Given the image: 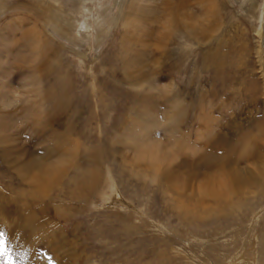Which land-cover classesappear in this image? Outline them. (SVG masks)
<instances>
[{
	"label": "rangeland",
	"instance_id": "374dc122",
	"mask_svg": "<svg viewBox=\"0 0 264 264\" xmlns=\"http://www.w3.org/2000/svg\"><path fill=\"white\" fill-rule=\"evenodd\" d=\"M82 1L0 0V264H264V0H214L165 51L164 19Z\"/></svg>",
	"mask_w": 264,
	"mask_h": 264
},
{
	"label": "bare ground",
	"instance_id": "6f19581e",
	"mask_svg": "<svg viewBox=\"0 0 264 264\" xmlns=\"http://www.w3.org/2000/svg\"><path fill=\"white\" fill-rule=\"evenodd\" d=\"M94 1H96V0H85L84 2L82 1L81 5L84 8V12H87L90 9V7L86 8V6L88 5V2H90L91 4H95ZM97 1L99 3L102 2V0H97ZM114 5L115 6L117 5L119 7L118 9H119V12H120V17L124 16V19H125L124 24L127 27L130 26V27H132V29H135L133 31L137 32L139 35H140L141 32H143V28H144L146 23H148V25H152V23H159V22L162 23L161 20L164 19V21H165V22H163L164 23V27L170 30V32L168 34L164 33L166 35H163L162 38L159 37L160 38L159 42L161 44H163V49H164L165 43L168 40H171L175 33H177L179 36H182V37H185L187 35L189 37L196 38V39H198V38L199 39H206L208 34L206 35L204 33V25H205V23L203 21L207 18L206 16H208L211 12H213L216 9L217 3L214 0H167V4H165V3L159 4L158 0H114ZM191 5H194V7H195V5L199 6L200 7L199 9H200L201 13L198 14V13L194 12L193 10H191L189 8V6H191ZM91 8H92V6H91ZM105 10L108 11V8H106ZM63 17L64 16H63L62 12L59 9L55 10L53 7H51V9L47 10L46 18L48 19V21H52L48 25L51 26V28H52L51 32L55 34V35H53V37L56 36V35H59V34L67 35L66 34V29H65V27L63 25V23H65ZM115 18L116 17L109 18V19L114 21ZM210 19H211V17H210ZM205 22H207V21H205ZM211 27H212V25H211ZM161 29H162V27H161ZM130 30H131V28H130ZM131 31H129V33ZM214 31H216V30H214ZM30 32H34V31L32 29H26L23 32V36L26 35L25 36V38H26L27 36H29L31 34ZM134 32H132V33H134ZM209 33H212V32L209 31ZM158 34H160V33H158ZM47 39H49V38H47ZM39 41L42 43V45H44L45 48H47L48 47V43L51 40L50 39L48 41H44L43 40V42H42V38L39 37ZM27 42H28V44L25 45L24 50L22 52H33V50H34V44L33 43H35L36 40L33 39V40L30 41V40L27 39ZM37 43H38V40H37ZM168 45H169V43H168ZM37 46L39 47V45H37ZM123 46H125V44ZM124 50L126 51L127 54H129L131 52L132 48L130 46H125ZM164 51H165V49H164ZM0 56H2V55H0ZM52 92H53V90L51 89V93ZM52 97L53 96H51V98ZM176 108L178 109V113L176 115L179 116L180 113H181L179 111V109L181 110V108H180L179 105H176ZM126 142H128V144L130 146L136 147V151H138V155L140 157H142V158H147V159H150V160L154 159V160H157V161L161 160V158H163V157H161L159 155V149H158L157 146L155 147L153 145L154 143H151V144L148 143V145H147L146 142L144 143L143 141H138V140H131V141L127 140ZM186 147H188V146H186ZM207 153H208V151L205 153V155H202V156L198 157V159L197 158L196 159L192 158V160L195 159V163L196 162H198V163L195 164V167L193 165L194 169L191 166H188V167H191L193 170H189V172L186 174L187 177H190L191 175H194V174L195 175L198 174L197 171L199 170L198 169L199 166L201 168L200 163L204 164V165L214 166L213 165V160H212L213 158L210 156V154H207ZM203 154H204V152H203ZM50 155H52V154H50ZM192 160H191V162H192ZM219 160H220V158H219ZM160 162L161 161H159L158 163H160ZM188 162H190V161L188 160ZM31 163H27V166H26L27 169L26 170H28L30 168L29 166H35V168H38V167H36V165H39V161L38 160L35 161V164L32 163L33 165ZM24 164H26V163H24ZM40 164H42V163L40 162ZM183 167H184V164H183L182 168ZM30 170H33V169L30 168ZM30 170H29V172H30ZM42 171H44V170H42ZM24 173H25V171H23L22 175L25 176L26 179H27V173L28 172L25 173V174ZM180 174L181 173H179V175ZM168 175H169V172H168ZM174 177L178 178V176H174ZM182 177H185V176H182ZM91 181H93L92 178H91ZM96 184L97 183H95L94 185H96ZM85 187H86V185H85ZM86 188H88V187H86ZM92 189L93 188H91V191H92ZM86 194H89V193H86ZM85 197H87V196H85Z\"/></svg>",
	"mask_w": 264,
	"mask_h": 264
}]
</instances>
